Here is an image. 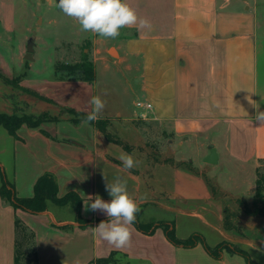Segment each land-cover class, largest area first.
I'll return each instance as SVG.
<instances>
[{"label":"crops","instance_id":"obj_1","mask_svg":"<svg viewBox=\"0 0 264 264\" xmlns=\"http://www.w3.org/2000/svg\"><path fill=\"white\" fill-rule=\"evenodd\" d=\"M259 1L125 0L151 22L152 30L122 28L117 56L109 55V49L106 55H93L95 79L90 82L26 72L24 46L15 32L17 0H0V72L9 78L22 74L20 86L53 100L13 106L12 86L0 75V112L60 117L35 127L22 123L15 135L0 125V184L4 172L17 196L31 197L37 178L51 173L58 196L76 193L81 197V217L90 220L81 225L71 202L48 200L45 211L33 213L14 208L0 194V264H15L16 217L34 235L37 264H101L95 260L112 251L123 254L128 264H249L228 247L217 258L201 243L175 245L162 227L148 234L133 224L129 246L117 249L108 244L94 231L106 214L85 211L89 195L111 200L105 176L110 182L116 177L127 181L142 222L163 221L156 210L173 213L177 237L198 232L209 246L227 242L264 264V218L241 220L242 229L224 224L229 200L254 195L258 167L264 161V124L255 119L258 110L264 112V12L259 15ZM111 63L120 66L117 71L126 88L142 98L137 101L150 102V109L121 106L106 89L99 95L97 69L109 71ZM93 96L106 102L102 118L110 120L109 128H115L125 143L108 140L93 123L83 119L75 124L61 112L66 106L89 113ZM137 117L159 125L152 134L153 153L147 145L150 130L136 125ZM191 134L211 140L196 147L202 150L203 163L185 164L188 157L179 151L185 142L178 138ZM211 146L218 154L215 164L204 161ZM121 152L131 154L138 165L123 171L117 159ZM217 169L215 191L206 172ZM53 206H69L72 211L65 215Z\"/></svg>","mask_w":264,"mask_h":264},{"label":"rangeland","instance_id":"obj_2","mask_svg":"<svg viewBox=\"0 0 264 264\" xmlns=\"http://www.w3.org/2000/svg\"><path fill=\"white\" fill-rule=\"evenodd\" d=\"M57 3L58 0H17L16 37L21 39L25 53L27 52L29 42H32L33 48L31 55L34 59L26 60L23 58L25 63L28 62L24 64L26 66V72L28 71V73L30 72L34 75L37 74L48 77L61 76L66 78H78L81 76V73L76 71V69H66L67 71H64L57 68V66L60 68H66V66L80 63L83 59L92 61L93 55L96 51H101L104 55H106V50L109 49V55L117 56V49L115 46L119 43V39L124 33L123 29L120 30L119 37L114 40L100 37L97 34L82 32L77 21L64 15L62 11L56 7ZM259 3H262L261 6H259V15L261 16L264 12V0H260ZM14 41L17 42V38H15ZM31 62H33V67L32 69H29V63ZM110 65L111 67L109 71H103L100 67H98L97 91L100 95L104 89L109 90L115 95L121 106H125L132 110L134 108L133 106H136L134 103L138 99L142 98L134 91L132 92L126 88L121 72L117 71L120 66L117 67L113 65V63ZM11 86L12 92L9 93V97L13 102V106H36V101L43 100L36 95L29 94L25 91L24 88L19 85V81L18 83L16 80L13 81V85L11 84ZM135 109L140 110V107H135ZM24 110L27 111L29 108ZM28 112L29 111H27V113ZM28 115L36 116L38 114ZM102 121H104L103 124L107 128L106 130L113 137L119 138L122 142H124L117 135L115 128H109V119H102ZM134 122L142 129L145 128V130H150L149 134H151V137L148 136L147 145H149V150L153 153L156 145L152 134L154 133L155 135V132H158L159 125H155L153 121H143L140 117L134 119ZM178 140H183L185 142L184 148L180 145L178 146L179 151H184L183 153L185 154V158L188 157V161H184L185 164L194 165L195 163H203V159L201 158L202 150H197L196 147L200 146L201 142L207 143L208 141H211L210 139H207L200 134H191L179 137ZM218 171L220 170L217 169L215 173L206 172V176L210 179L211 187H213L215 191H217V187L214 182V176H217ZM260 173L264 174V161L261 162L258 167L257 174ZM224 176L226 175L224 174ZM258 176L259 175H257V178ZM252 200L253 195H246L241 199L233 198L227 203V210L225 213L228 214L231 222L234 225L239 226L241 229L245 226L244 224H240L241 220L247 221V219H249L253 222L256 218H264V216L251 215L245 211L246 206L249 205ZM53 208H56V210L65 215H68L72 211L69 206H53ZM156 212H160L162 217L161 220H169L170 224L173 226V217H175L173 213L166 212L164 210H156ZM25 247L26 255L19 264H34L31 244H26Z\"/></svg>","mask_w":264,"mask_h":264},{"label":"trees","instance_id":"obj_3","mask_svg":"<svg viewBox=\"0 0 264 264\" xmlns=\"http://www.w3.org/2000/svg\"><path fill=\"white\" fill-rule=\"evenodd\" d=\"M28 63V62H26ZM57 68L67 71L66 69H76L81 73V76L78 79L86 80L92 82L95 79V71L93 67V62L88 61L87 59H83L80 63L66 66V68ZM71 71V70H70ZM1 77L3 80L9 84L13 85V81H19V78L22 76L17 75L12 78H9L0 72ZM25 91L36 95L37 97L51 101L53 100L46 98L36 92L28 90L24 88ZM61 112L70 115V118L73 123L77 124L81 120L86 119L88 113L78 111L71 107L61 106ZM59 115H52L48 112H42L36 116L28 115V114H17V113H6L0 112V125H3L11 134L15 135L17 128L22 123H27L29 126L35 127L38 126L43 121H57L59 120ZM103 118L99 119L98 121L91 122L93 123L103 134L107 137L108 140L115 141L117 143H122L119 138L113 137L106 129V126L103 124ZM104 120V119H103ZM2 174V182L0 184V194L2 198L8 201L14 208H21L29 212L39 213L45 211L47 209V202L48 200L53 201L56 204L63 205L68 202H71L74 206L77 219L81 223V225H87L90 223V220L81 217V197H79L74 192H69L64 196H58V186L55 177L51 173H44L39 176L34 184V194L31 197H19L16 195L14 185L6 178L4 172ZM250 205V206H249ZM246 206L245 211L251 215H260L264 216V174H259L257 181H256V190L253 195V200L251 203ZM227 209H225L226 211ZM140 210L136 213V220L134 222L135 226L148 234H152L157 227H162L166 237L175 245H180L184 247H192L195 246L197 243H201L204 245L205 249L214 257H221L222 250L224 248H229L232 252H236L241 254L245 257L249 264H257L254 260L251 259L249 254L240 248L233 247L227 242H222L214 247L209 246L205 241L203 235L198 232H194L187 238H179L176 236L174 227L163 221L156 222V221H148L142 222L140 220ZM108 220V217L105 218L103 221ZM224 224L226 228H233L234 224L231 222L230 217L228 214L225 213L224 216ZM15 231H16V238H15V255L14 260L15 264H19L20 261L26 255V244H31L32 247V255H33V262L37 264L36 260V249L33 240V233L24 225V223L18 217L15 218ZM118 251H112L109 256L104 258H98L95 260L97 263L101 264H128L129 262H123L122 256Z\"/></svg>","mask_w":264,"mask_h":264},{"label":"clouds","instance_id":"obj_4","mask_svg":"<svg viewBox=\"0 0 264 264\" xmlns=\"http://www.w3.org/2000/svg\"><path fill=\"white\" fill-rule=\"evenodd\" d=\"M56 7L64 15L77 21L82 32L97 34L106 39L118 38L122 28L137 27V30L146 29L149 32L152 30L151 22L139 17L125 0H58ZM89 104L91 111L86 116L85 124L101 119L106 107V102L100 96H93ZM255 119L264 124V112L258 110ZM117 159L126 172L139 163L126 152H121ZM104 179L105 191L111 200L105 201L99 195H89L86 197L85 211H101L106 214L108 220L101 221L94 231L108 244L122 249L131 243V226L136 220L139 207L128 193L126 180L116 177L110 182L106 176ZM89 201L92 203L89 204ZM248 227L253 228L254 225L249 223Z\"/></svg>","mask_w":264,"mask_h":264},{"label":"water","instance_id":"obj_5","mask_svg":"<svg viewBox=\"0 0 264 264\" xmlns=\"http://www.w3.org/2000/svg\"><path fill=\"white\" fill-rule=\"evenodd\" d=\"M32 42L28 43L27 52L25 53L26 60H33V56L31 55L32 52ZM218 160V154L215 147L211 146L209 149V153L205 156L204 161L208 164H215Z\"/></svg>","mask_w":264,"mask_h":264},{"label":"built area","instance_id":"obj_6","mask_svg":"<svg viewBox=\"0 0 264 264\" xmlns=\"http://www.w3.org/2000/svg\"><path fill=\"white\" fill-rule=\"evenodd\" d=\"M136 106L140 108L150 109L152 107V104L146 101H137Z\"/></svg>","mask_w":264,"mask_h":264}]
</instances>
